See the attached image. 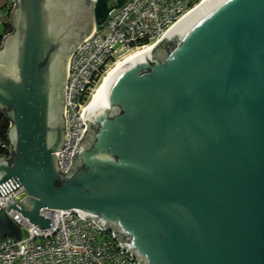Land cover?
<instances>
[{
	"label": "water",
	"instance_id": "95a60500",
	"mask_svg": "<svg viewBox=\"0 0 264 264\" xmlns=\"http://www.w3.org/2000/svg\"><path fill=\"white\" fill-rule=\"evenodd\" d=\"M128 1L16 0L0 46L13 153L0 196L22 186L8 211L40 230L42 210L112 230L139 264H264V0H207L118 63L61 171L71 57ZM7 236L22 232L0 207Z\"/></svg>",
	"mask_w": 264,
	"mask_h": 264
},
{
	"label": "built area",
	"instance_id": "2783aa9c",
	"mask_svg": "<svg viewBox=\"0 0 264 264\" xmlns=\"http://www.w3.org/2000/svg\"><path fill=\"white\" fill-rule=\"evenodd\" d=\"M98 0H91L94 7ZM205 0H129L110 13L107 21L96 25L94 34L72 55L66 89L67 143L57 154L65 174L86 125L82 112L102 84L104 77L121 60L139 49L149 47L187 13ZM8 14L0 12V26L16 6L7 0ZM6 147V145H2ZM11 150V147H8ZM27 197L20 186L5 197L0 207L22 232L19 242L10 236L0 240V264H139L114 238L112 230H102L76 213L63 215L60 210H42L50 217V229L40 230L15 209Z\"/></svg>",
	"mask_w": 264,
	"mask_h": 264
},
{
	"label": "trees",
	"instance_id": "16d2710c",
	"mask_svg": "<svg viewBox=\"0 0 264 264\" xmlns=\"http://www.w3.org/2000/svg\"><path fill=\"white\" fill-rule=\"evenodd\" d=\"M4 31L0 34V46L2 45L4 35L13 33V25L11 23V14L7 16V23L4 25ZM12 122L7 111L0 110V158H6L10 163L13 153L8 150L11 147L10 130ZM6 145L3 147L2 145Z\"/></svg>",
	"mask_w": 264,
	"mask_h": 264
},
{
	"label": "crops",
	"instance_id": "0c3cea01",
	"mask_svg": "<svg viewBox=\"0 0 264 264\" xmlns=\"http://www.w3.org/2000/svg\"><path fill=\"white\" fill-rule=\"evenodd\" d=\"M6 2H7V0H0V12H2V14L3 15H7L8 14V12L6 11V12H4V10H7L6 9ZM4 13H6V14H4ZM2 27V26H1ZM3 31H4V28L2 27V30H1V33H3ZM0 33V34H1ZM8 35V34H7ZM7 35H4V37L5 36H7Z\"/></svg>",
	"mask_w": 264,
	"mask_h": 264
},
{
	"label": "bare ground",
	"instance_id": "6f19581e",
	"mask_svg": "<svg viewBox=\"0 0 264 264\" xmlns=\"http://www.w3.org/2000/svg\"><path fill=\"white\" fill-rule=\"evenodd\" d=\"M205 1H207V0H205ZM205 1H204V2H205ZM204 2H203V3H204ZM200 5H201V4H200ZM146 48H148V47H145V48H143V49H146ZM143 49H139V50H143ZM139 50H137V51H139ZM137 51H135V52H137ZM135 52H134V53H135ZM132 54H133V53H132ZM130 55H131V54H130ZM130 55H129V56H130ZM129 56H127V57H129ZM127 57H126V58H127ZM126 58H125V59H126ZM125 59H123V60H125ZM123 60H121V61H123ZM121 61H119L118 63H120ZM118 63H117V64H118ZM117 64H116V65H117ZM116 65H115V66H116ZM115 66H114V67H115ZM114 67H113V68H114ZM113 68H112V69H113ZM112 69H111V70H112ZM111 70H110V71H111ZM110 71H109V72H110Z\"/></svg>",
	"mask_w": 264,
	"mask_h": 264
},
{
	"label": "flooded vegetation",
	"instance_id": "af4514ba",
	"mask_svg": "<svg viewBox=\"0 0 264 264\" xmlns=\"http://www.w3.org/2000/svg\"><path fill=\"white\" fill-rule=\"evenodd\" d=\"M90 3V2H89ZM6 47V46H5ZM7 49V48H6ZM6 56H7V58H9V56H10V51H6Z\"/></svg>",
	"mask_w": 264,
	"mask_h": 264
},
{
	"label": "rangeland",
	"instance_id": "374dc122",
	"mask_svg": "<svg viewBox=\"0 0 264 264\" xmlns=\"http://www.w3.org/2000/svg\"><path fill=\"white\" fill-rule=\"evenodd\" d=\"M7 10H4V12H6ZM4 14H6V13H4ZM1 30H2V27L0 26V33H1Z\"/></svg>",
	"mask_w": 264,
	"mask_h": 264
}]
</instances>
